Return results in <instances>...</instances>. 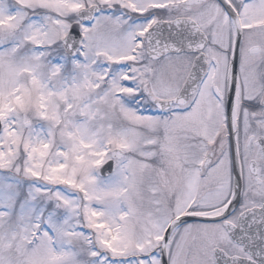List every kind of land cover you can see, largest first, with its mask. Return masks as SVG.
Segmentation results:
<instances>
[{
    "label": "snow or ice",
    "instance_id": "snow-or-ice-1",
    "mask_svg": "<svg viewBox=\"0 0 264 264\" xmlns=\"http://www.w3.org/2000/svg\"><path fill=\"white\" fill-rule=\"evenodd\" d=\"M0 264H264V0H0Z\"/></svg>",
    "mask_w": 264,
    "mask_h": 264
}]
</instances>
